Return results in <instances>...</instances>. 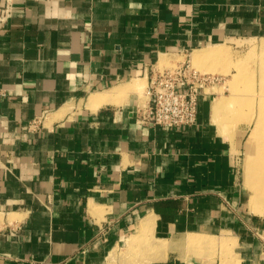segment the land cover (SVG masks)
<instances>
[{"label": "crops", "instance_id": "0c3cea01", "mask_svg": "<svg viewBox=\"0 0 264 264\" xmlns=\"http://www.w3.org/2000/svg\"><path fill=\"white\" fill-rule=\"evenodd\" d=\"M190 51L224 80L197 123L143 122ZM254 51L264 0H0V264H264V197L239 184L252 102L242 120L227 92Z\"/></svg>", "mask_w": 264, "mask_h": 264}, {"label": "rangeland", "instance_id": "374dc122", "mask_svg": "<svg viewBox=\"0 0 264 264\" xmlns=\"http://www.w3.org/2000/svg\"><path fill=\"white\" fill-rule=\"evenodd\" d=\"M192 54L195 55L196 53L190 51L187 54V56L183 54L179 55L178 61L184 60L185 62L184 64L190 65L189 68L191 69V71H198L196 57L192 56ZM250 59H252L253 61L252 70L246 69V59L244 57L242 58L238 57V59L236 60V63L231 64V67H235V74L232 76L233 79L231 82L227 81L228 83L227 85L229 88L227 92H230L232 95V101L230 105L232 109L234 110V113L237 114L239 117H241L242 120L246 119V116H245L246 105L250 106L251 104L250 102H252L251 108H252V115H253V121H252L253 123L250 126V128H252V126L256 124L257 126L256 130L258 129L257 131H259L261 129V132H259V134L256 135V137L253 139L254 141L253 155L251 154V152H248L246 156V151L244 149V141L242 144L241 151L239 150L238 152L239 153L238 168L240 169L239 184H241L242 187H245V189L249 193L255 191L256 194L255 195L252 194V197L254 198L252 199L251 197V200H254L256 202L258 197L264 196V192L261 191V188L264 186V180L262 182V181H254L252 179V177L258 178L264 175V54L256 53V51H254L252 56L248 58L249 62H250ZM178 61H175L174 64L169 65L170 69L176 68L179 65ZM166 65H168V61L165 62L164 66ZM164 66H162V68H164ZM163 70L161 69V71ZM227 71L230 73L232 72L230 68H228ZM223 81L224 80H222L220 83L222 84ZM246 99H247V102H246ZM247 135L248 134H246L245 138H247ZM250 138H249V142H250ZM245 156H246V162H245ZM244 163L247 169L246 170V180H244L245 179L244 178V174H245ZM256 190L258 192H256Z\"/></svg>", "mask_w": 264, "mask_h": 264}, {"label": "built area", "instance_id": "2783aa9c", "mask_svg": "<svg viewBox=\"0 0 264 264\" xmlns=\"http://www.w3.org/2000/svg\"><path fill=\"white\" fill-rule=\"evenodd\" d=\"M3 13V17H7L10 8L6 6ZM184 63L150 77V101L142 116L143 122L164 127H189L197 123L202 88L218 84L223 79L216 74L191 71L190 65ZM5 94L6 90L0 88V95ZM39 125L40 120L36 118L29 127L38 128Z\"/></svg>", "mask_w": 264, "mask_h": 264}, {"label": "bare ground", "instance_id": "6f19581e", "mask_svg": "<svg viewBox=\"0 0 264 264\" xmlns=\"http://www.w3.org/2000/svg\"><path fill=\"white\" fill-rule=\"evenodd\" d=\"M196 54L195 55H193L192 54V56H194V57H196V58H198L197 57V52H195ZM200 57V56H199ZM201 58V57H200ZM164 64V61H162L161 62V64H160V66H161V68H162V66H164L163 65ZM165 67V66H164ZM163 69V68H162ZM142 87V85L140 84V82H139V80H136L135 82H133V84H130L129 85V88L130 89H135V90H138V89H140ZM140 91V90H139ZM109 92H106V93H104V94H101L99 97H98V100H97V104L98 105H101L103 102H105V101H107L108 100V95H111V94H108ZM112 94H114V93H112ZM118 94H122V92H118ZM119 96V95H118ZM92 103V102H91ZM237 106V105H236ZM256 129H254V132L252 133V134H250L251 135V138H250V143L253 141V139L255 138V136H256ZM257 189H258V187H257ZM261 191L262 192H264V186L261 188ZM256 192H258L257 190H256ZM253 194L255 195L256 193H255V191H253ZM264 197V196H263ZM254 197H252V199H253ZM252 202V204L255 202L254 200H251ZM165 241V240H164ZM204 241H205V239L203 238V237H201L200 235H191L189 238H188V242L191 244V245H195V244H199L200 245V243H204ZM206 244H212L213 242L212 241H208V242H205ZM163 247V246H162Z\"/></svg>", "mask_w": 264, "mask_h": 264}]
</instances>
